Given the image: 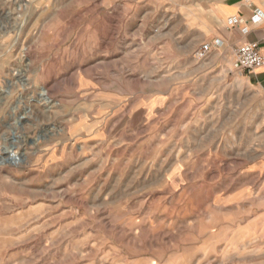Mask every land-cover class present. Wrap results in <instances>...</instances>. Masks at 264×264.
<instances>
[{
    "label": "rangeland",
    "instance_id": "obj_1",
    "mask_svg": "<svg viewBox=\"0 0 264 264\" xmlns=\"http://www.w3.org/2000/svg\"><path fill=\"white\" fill-rule=\"evenodd\" d=\"M226 1L0 0V264H264Z\"/></svg>",
    "mask_w": 264,
    "mask_h": 264
},
{
    "label": "crops",
    "instance_id": "obj_2",
    "mask_svg": "<svg viewBox=\"0 0 264 264\" xmlns=\"http://www.w3.org/2000/svg\"><path fill=\"white\" fill-rule=\"evenodd\" d=\"M220 8L224 32L216 42L222 45L225 53L235 54L247 43H257L264 53V0H227ZM255 14L261 16L257 23L252 21ZM245 75L249 85L264 96V66Z\"/></svg>",
    "mask_w": 264,
    "mask_h": 264
},
{
    "label": "built area",
    "instance_id": "obj_3",
    "mask_svg": "<svg viewBox=\"0 0 264 264\" xmlns=\"http://www.w3.org/2000/svg\"><path fill=\"white\" fill-rule=\"evenodd\" d=\"M260 18L259 14H255L252 18L253 23H257ZM233 23L236 24L237 21L234 20ZM219 44V42H216L214 46ZM212 49L213 46L210 44L203 45L195 52V57L199 60H205ZM235 57L234 70L242 75L253 73V71L264 66V53L257 43L244 44L235 51Z\"/></svg>",
    "mask_w": 264,
    "mask_h": 264
},
{
    "label": "bare ground",
    "instance_id": "obj_4",
    "mask_svg": "<svg viewBox=\"0 0 264 264\" xmlns=\"http://www.w3.org/2000/svg\"><path fill=\"white\" fill-rule=\"evenodd\" d=\"M41 90H42V94H43V96H44L43 100H44V101H48V100H50L51 98H50L49 94L47 93L46 89H45L44 87H42ZM20 157H21V156H20V154H19L18 151H17L16 153L11 154L9 160H13V161H15L16 163H14V164L17 165V164H19V163L22 162V160H21ZM9 160H8V161H9ZM11 163H12V161H11ZM12 164H13V163H12Z\"/></svg>",
    "mask_w": 264,
    "mask_h": 264
}]
</instances>
